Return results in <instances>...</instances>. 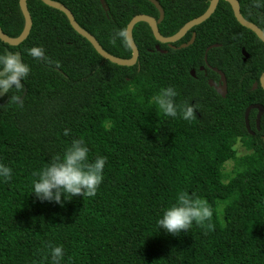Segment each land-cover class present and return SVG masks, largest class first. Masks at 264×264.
Returning <instances> with one entry per match:
<instances>
[{
  "label": "trees",
  "instance_id": "trees-1",
  "mask_svg": "<svg viewBox=\"0 0 264 264\" xmlns=\"http://www.w3.org/2000/svg\"><path fill=\"white\" fill-rule=\"evenodd\" d=\"M51 1L123 60L132 50L119 40L112 44L114 33L137 16L160 18L148 0ZM156 1L164 11L159 32L170 38L203 16L212 0ZM237 1L243 18L264 32V5ZM27 5L33 21L27 40L19 47L0 40V54L20 53L30 66L22 88L0 99V163L13 169L11 180L0 182V264H51L55 246H63L61 264H264V115L258 131V111L251 112L254 135L245 118L249 107L264 108V90H254L264 74V43L238 23L230 4L221 0L175 48L139 23L133 67L103 59L60 11L41 0ZM0 28L9 38L21 36L20 0H0ZM193 34L194 44L181 49ZM34 46L43 47L46 59L27 54ZM208 65L225 75L226 97L207 84L219 78ZM168 85L177 90L178 104L194 106L190 122L164 116L150 103ZM80 138L90 161L106 157L96 195L40 201L32 181ZM181 192L206 199L213 213L173 235L156 221Z\"/></svg>",
  "mask_w": 264,
  "mask_h": 264
},
{
  "label": "clouds",
  "instance_id": "clouds-1",
  "mask_svg": "<svg viewBox=\"0 0 264 264\" xmlns=\"http://www.w3.org/2000/svg\"><path fill=\"white\" fill-rule=\"evenodd\" d=\"M254 5H264V0H254ZM119 40L124 47L132 44V37L128 29L121 28L114 33L111 43ZM34 59L45 58L43 47L34 46L26 50ZM30 73V66L15 54L4 52L0 54V92L6 93L9 88H22L24 81ZM178 92L174 86L161 87L155 93L150 103H154L158 110L167 117L176 118L178 115L184 121L194 118V106L189 103L178 104ZM70 130L65 128L63 135L68 136ZM89 148L83 138L73 139L65 148L62 156H54L39 172L38 178L32 181L31 193L40 201L62 203L73 196L94 197L101 185L104 176L106 157L97 156L89 160ZM13 169L0 163V182H7L12 178ZM213 209L206 199L190 196L181 192L176 202L165 208L156 223L159 229L176 235L187 231L193 223L199 225L211 219ZM51 264H61L64 258L63 246L50 247Z\"/></svg>",
  "mask_w": 264,
  "mask_h": 264
},
{
  "label": "water",
  "instance_id": "water-1",
  "mask_svg": "<svg viewBox=\"0 0 264 264\" xmlns=\"http://www.w3.org/2000/svg\"><path fill=\"white\" fill-rule=\"evenodd\" d=\"M45 5L60 11L61 13L65 14V16L68 18L71 27L75 30L76 33H78L80 36H82L84 39H86L92 46L93 48L96 50V52L105 60L109 61L110 63L120 66V67H133L137 64L138 59H139V50L137 48V46L134 43V39H133V30L135 28L136 25H138L139 23H146L150 26L153 35L156 39V41H158L160 44H165V45H171V44H175L177 42H179L180 40H182L192 29H194L197 26L202 25L203 23H205L206 21H208L212 15L215 13L219 3L221 0H212L209 9L207 10V12L187 23L176 35H174L173 37L170 38H164L160 32H159V28H158V24L162 23V21L164 20V11L161 8L160 4L156 1V0H148L149 2H151L159 11L160 13V18L158 21H156L154 18L148 17V16H137L135 18H133V20L129 23L127 29L129 31V34L132 37V44L131 46H129L132 50V58L130 60H123L117 57H114L110 54H108L103 48L102 46L99 44V42L96 40L95 37H93L92 35H90L88 32H86L85 30H83L79 24L76 22L73 14L71 13V11L69 9H67L65 6H63L62 4H59L57 2H53L51 0H41ZM225 2L229 3L233 12H234V16L236 18V20L238 21V23L243 26L244 28L252 31L258 38L259 40H261L264 43V32L257 27L256 25L249 23L248 21H246L243 16L241 15V7L240 4L237 0H224ZM101 2L103 3L104 1L101 0ZM20 8L22 11V14L24 16L25 19V28L23 33L21 34V36L19 38L16 39H12L9 38L8 36H6L3 31L0 28V40L2 42H4L5 44L11 46V47H19L23 42H25L27 40V38L29 37L32 27H33V21H32V17L29 13L28 10V5H27V0H20ZM196 40V35H193V38L191 39V41L186 44V45H182L181 49H185L191 45L194 44ZM217 47V46H214ZM157 51H161L160 47H157ZM209 51V50H207ZM162 53H165V51H161ZM9 54H11L10 52H8ZM17 55H19L21 58V54L17 53ZM243 55L245 60L248 59V55L245 51H243ZM207 60V57L205 58ZM217 73H219L220 75V82H219V86L215 85L213 82H211V86H213L217 93L219 95H221L222 97H226L227 95V79L225 77V75L221 72H219L218 70H215ZM194 74V72H192V75ZM260 85V87L264 90V74L262 75L261 79H260V83H256L254 85V90H256L258 88V86ZM11 88H9L7 90V92L10 90ZM4 92H0V99H3L5 97V95L7 94ZM25 98V94L23 96V98L19 101V103ZM253 110H257L258 111V115H257V121H256V126H257V130H260V121L264 115V108L262 106L259 105H255V106H251L248 108V110L246 111V126L247 129L249 131V133L251 135H254L253 132H251L250 129V124H249V116L251 114V112Z\"/></svg>",
  "mask_w": 264,
  "mask_h": 264
},
{
  "label": "flooded vegetation",
  "instance_id": "flooded-vegetation-1",
  "mask_svg": "<svg viewBox=\"0 0 264 264\" xmlns=\"http://www.w3.org/2000/svg\"><path fill=\"white\" fill-rule=\"evenodd\" d=\"M193 35H194V34H193ZM193 35H192V38H193ZM195 35H196V34H195ZM186 36H187V35H186ZM186 36H185V37H186ZM185 37H184V38H185ZM184 38H183V39H184ZM192 38H191V39H192ZM180 41H181V40H180ZM180 41H179V42H180ZM190 41H191V40H190ZM190 41H189V42H190ZM189 42H188V43H189ZM188 43H187V44H188ZM182 45H186V44H182ZM182 45H181V46H182ZM168 46H169L170 48H175V47H173V44L168 45ZM181 46H180V48H181ZM208 50H210V49H208ZM207 52H208V51H207ZM206 57H207V56H206ZM206 57H205V58H206ZM205 61L207 62L206 59H205ZM208 68H209L212 72H215L216 74H218V76H219V78H218L217 81H215V80H213V79H208V80H207V84L209 85V87L212 88V89H214V90L216 91V89H215L213 86H211L210 83L213 82L215 85H218V86H219L220 75H219V73H217V72L215 71V70H217L216 68L211 67V66H209V65H208ZM200 71H202V72L204 73V76H207V75H208V72H207V70H206L204 67H200ZM193 72H194V71H193ZM191 74H192V73H191ZM192 76L195 77V72H194V74H193ZM216 92H217V91H216Z\"/></svg>",
  "mask_w": 264,
  "mask_h": 264
},
{
  "label": "rangeland",
  "instance_id": "rangeland-1",
  "mask_svg": "<svg viewBox=\"0 0 264 264\" xmlns=\"http://www.w3.org/2000/svg\"><path fill=\"white\" fill-rule=\"evenodd\" d=\"M237 149L239 150V154L243 155L245 153V149L242 147L241 144L237 145ZM232 168V164H227V169H231Z\"/></svg>",
  "mask_w": 264,
  "mask_h": 264
}]
</instances>
